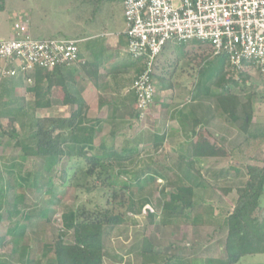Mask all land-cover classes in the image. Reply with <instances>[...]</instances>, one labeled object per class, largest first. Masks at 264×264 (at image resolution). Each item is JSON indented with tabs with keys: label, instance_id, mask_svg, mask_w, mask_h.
Listing matches in <instances>:
<instances>
[{
	"label": "rangeland",
	"instance_id": "374dc122",
	"mask_svg": "<svg viewBox=\"0 0 264 264\" xmlns=\"http://www.w3.org/2000/svg\"><path fill=\"white\" fill-rule=\"evenodd\" d=\"M72 1L58 0L64 5ZM76 3L83 15L99 5L101 11L110 8L122 27V0ZM6 4L13 8L26 0ZM11 18H6L7 25ZM62 24L69 26L65 20ZM198 43L166 45L146 112L132 106V89L121 94L127 109L118 116L109 113L108 121L94 128L91 149L83 147L81 157L62 159L50 174L43 173L40 159L24 156L4 133L14 130L31 145L38 129L49 130V119L43 117L48 114L19 101L0 102V264H56L55 242L73 241V231L62 221L70 211L124 216L122 224L105 230L102 264L230 262L226 218L249 180V167L264 168V78L231 72L225 56L213 57L207 44ZM225 95L240 99L251 116L247 125H234L223 114L220 99ZM47 134L59 142L61 134L71 138L69 129ZM101 146L115 155L133 152L107 161ZM60 148L66 150L62 144ZM198 148L208 149L207 156L193 157ZM48 178L53 185L42 187ZM180 185L193 189V207L169 218L162 207ZM248 219L264 250V194ZM17 222L21 228L16 230ZM262 263V255L241 260Z\"/></svg>",
	"mask_w": 264,
	"mask_h": 264
},
{
	"label": "built area",
	"instance_id": "2783aa9c",
	"mask_svg": "<svg viewBox=\"0 0 264 264\" xmlns=\"http://www.w3.org/2000/svg\"><path fill=\"white\" fill-rule=\"evenodd\" d=\"M126 55L140 63L131 87L136 109L146 112L155 96V69L166 45L196 41L213 57L225 56L231 72L264 78V0H122ZM0 39V77L34 85L38 71L82 63L74 38L34 39L26 14Z\"/></svg>",
	"mask_w": 264,
	"mask_h": 264
},
{
	"label": "crops",
	"instance_id": "0c3cea01",
	"mask_svg": "<svg viewBox=\"0 0 264 264\" xmlns=\"http://www.w3.org/2000/svg\"><path fill=\"white\" fill-rule=\"evenodd\" d=\"M76 1L64 5L58 0H26V5L8 8L6 0H3L0 39L10 37L13 23L26 14L29 33L34 39L82 40L80 59L83 64L79 62L52 72L38 71L34 75H39L40 79L36 83L34 78V85L17 78L0 77V102L6 104L5 99L7 102L19 101L29 108H35V86L38 85L42 93L40 102L44 106L36 111L48 114L43 117L67 119L77 110V103L83 102L87 106L86 118L101 125L110 117L109 113L115 115L116 112V116L122 114L126 107L120 95L131 93L140 67L126 55L123 17L120 27L114 12L110 8L101 11L100 5L83 15L81 5ZM8 17L13 20L10 25L6 24ZM63 20L69 23L68 28L62 24ZM132 102V106H135V99ZM253 255L264 256V252ZM243 257L235 264H241Z\"/></svg>",
	"mask_w": 264,
	"mask_h": 264
},
{
	"label": "trees",
	"instance_id": "16d2710c",
	"mask_svg": "<svg viewBox=\"0 0 264 264\" xmlns=\"http://www.w3.org/2000/svg\"><path fill=\"white\" fill-rule=\"evenodd\" d=\"M2 1L0 0L1 3ZM198 44L202 45V43ZM136 63L140 67V63ZM35 78L36 83H38L40 76L36 75ZM41 96V90L37 85L35 86V97L37 98L35 110H39L44 106L40 102ZM70 96L69 98L72 100L73 97ZM220 103L223 114L227 115L234 125H239L240 122L247 125L250 122L251 116L246 113L239 98L225 95L220 99ZM86 111L87 106L83 102H80L77 103V110L69 118H48V122L50 123L49 130H45L44 128L38 129L37 134L32 137L31 145H25L23 139L14 130H6L4 133L10 139L16 141L15 144L17 146H21L24 156L28 157L32 155L40 159L42 161L43 173L50 174L62 159L64 160L66 158L70 161L76 158L77 155L81 157L83 147L87 146L91 149L90 146L93 141L96 123L86 118ZM42 121L39 120L36 123H41ZM63 129L70 130V139L62 138L63 136L61 134V138L59 136V142L58 138L52 139L47 134H52ZM61 144L66 150L60 148ZM100 148L103 151L101 156H104L107 161L110 159V156L115 155V153L104 151V147L102 146ZM207 150L198 148L194 150L192 155L193 157H204L208 154ZM132 152L131 150H124L122 151L123 154L116 153L115 156H117V159L123 160L127 156L132 155ZM89 160L93 161L94 159ZM96 160L97 158H95ZM248 173L249 180L238 190L239 196L235 207L225 222L228 233L227 254L230 261L228 264L237 263L243 256L264 252L262 249V240L254 231L255 227L252 228L251 225L247 224L248 217L258 208L260 197L264 194V168L249 167ZM38 179L39 181L43 180V176L38 175ZM150 179L152 180L151 177ZM52 185V180L48 178L42 187H50ZM126 186L127 184L121 185L123 188ZM192 198L193 189L189 186L180 185L176 188L175 192L169 195V202L164 203L162 210L169 218L177 214L182 215L184 211L192 209ZM15 212L17 213L18 211ZM62 221L67 231H73V241L71 243H65L63 240H57L55 242L54 256L56 264H102L103 237L107 233L105 230L106 228H112L122 224L124 216L107 212H97L95 214L83 212L80 215L70 211L63 215ZM165 223L166 221L163 222V224ZM18 228L20 229L21 227H19L17 222L14 225V229L17 230ZM164 264H167V262Z\"/></svg>",
	"mask_w": 264,
	"mask_h": 264
}]
</instances>
